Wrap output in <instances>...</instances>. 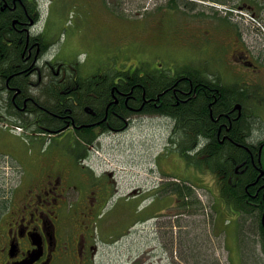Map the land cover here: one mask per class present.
<instances>
[{"label":"flooded vegetation","instance_id":"flooded-vegetation-1","mask_svg":"<svg viewBox=\"0 0 264 264\" xmlns=\"http://www.w3.org/2000/svg\"><path fill=\"white\" fill-rule=\"evenodd\" d=\"M41 8L0 0V117L57 145L23 167L0 219V264H95L94 223L119 192L113 170L99 167L100 144L145 122L168 138L157 160L174 151L187 167L184 150L199 163L192 170L212 177L216 199L242 203L250 231L264 236V0H93L92 16L129 10L136 26L158 14L149 46L185 39L192 53L165 62L137 50L91 68L59 57ZM171 17L178 30L168 29Z\"/></svg>","mask_w":264,"mask_h":264},{"label":"rangeland","instance_id":"rangeland-1","mask_svg":"<svg viewBox=\"0 0 264 264\" xmlns=\"http://www.w3.org/2000/svg\"><path fill=\"white\" fill-rule=\"evenodd\" d=\"M45 1L41 0L42 25L62 59L91 68L105 57L108 61L121 56L132 59L137 50L145 60L165 62L188 59L192 53L185 39L180 47L165 42L149 46L146 38L151 29L147 28L159 20L158 14L134 18L136 26L127 23L133 14L129 10L92 16L93 0ZM105 1L109 7L118 6V0ZM168 29H179L176 18L171 17ZM0 113L4 114L2 109ZM153 125L145 122L100 144L99 167L113 170L119 192L94 223L100 241L95 264H264L251 224L245 218L236 219L216 200L212 177L186 167L174 151L164 164L162 159L154 164L169 142L162 136V127ZM24 132L19 122L9 124L0 117V218L4 206L13 203L23 167H30L33 159L50 158L57 147L54 141L41 144ZM174 180L191 187V195L182 198L174 193ZM67 227L73 225L69 222Z\"/></svg>","mask_w":264,"mask_h":264},{"label":"trees","instance_id":"trees-1","mask_svg":"<svg viewBox=\"0 0 264 264\" xmlns=\"http://www.w3.org/2000/svg\"><path fill=\"white\" fill-rule=\"evenodd\" d=\"M242 129H243V126L239 128V131H241ZM180 151L182 152V154L180 156L186 160L187 165H191L192 164L194 166L195 165L199 166V163H197V160L195 158L189 157L188 154H186L184 152V150L183 151L180 150ZM219 154H220V156H222V154H224V153L221 150L213 153L214 156H218ZM172 190H173L174 193H177L182 198H185L186 196L191 195V188L187 187V186H178V185H176L175 187L172 188ZM224 204L227 207L228 211H231V213L234 214L236 217H238V218L239 217L244 218V216L246 217L244 205L242 203L237 202V203L232 204L230 206L229 202L226 200L224 202ZM4 208H6V206H4ZM233 210L235 211L236 214L233 212ZM246 220H247V217H246ZM254 234H256V236H257V240H255L254 243H255V245L259 244L260 250H261L262 254L264 255V236L261 233V231L259 233H255L254 232Z\"/></svg>","mask_w":264,"mask_h":264}]
</instances>
